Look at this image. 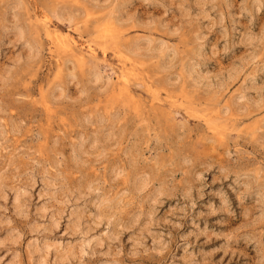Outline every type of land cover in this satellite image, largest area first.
Segmentation results:
<instances>
[{
	"label": "rangeland",
	"instance_id": "374dc122",
	"mask_svg": "<svg viewBox=\"0 0 264 264\" xmlns=\"http://www.w3.org/2000/svg\"><path fill=\"white\" fill-rule=\"evenodd\" d=\"M0 264H264V0H0Z\"/></svg>",
	"mask_w": 264,
	"mask_h": 264
},
{
	"label": "bare ground",
	"instance_id": "6f19581e",
	"mask_svg": "<svg viewBox=\"0 0 264 264\" xmlns=\"http://www.w3.org/2000/svg\"><path fill=\"white\" fill-rule=\"evenodd\" d=\"M92 52V51H91ZM92 54V53H91ZM104 201V200H103ZM81 218V217H80Z\"/></svg>",
	"mask_w": 264,
	"mask_h": 264
}]
</instances>
